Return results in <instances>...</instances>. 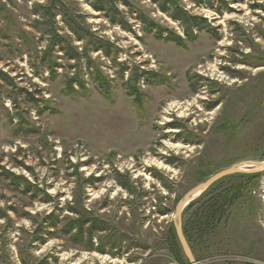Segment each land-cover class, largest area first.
Segmentation results:
<instances>
[{
  "label": "rangeland",
  "instance_id": "rangeland-1",
  "mask_svg": "<svg viewBox=\"0 0 264 264\" xmlns=\"http://www.w3.org/2000/svg\"><path fill=\"white\" fill-rule=\"evenodd\" d=\"M93 1L0 0V71L8 76L0 79V264H187L173 228L178 202L204 176L264 162V0H224L221 13L216 2L210 8L181 0L210 25L186 48L145 33L124 2L114 0L135 34L95 11ZM126 1L183 36L152 0ZM67 13L114 46L111 58L89 52L112 80L109 99L86 76L85 61L56 50L54 73L42 61L49 14L57 34L80 53L88 47L89 39L79 41L68 28ZM118 64L130 69L124 78ZM81 69L88 94L66 95V82ZM135 72L136 98L127 93ZM6 172L20 178L17 185ZM248 181L233 177L219 189ZM212 192L192 202L184 222ZM52 213L107 225L94 241L109 240L106 253L47 226ZM214 226L204 236L188 233L198 264H264V172Z\"/></svg>",
  "mask_w": 264,
  "mask_h": 264
},
{
  "label": "trees",
  "instance_id": "trees-1",
  "mask_svg": "<svg viewBox=\"0 0 264 264\" xmlns=\"http://www.w3.org/2000/svg\"><path fill=\"white\" fill-rule=\"evenodd\" d=\"M191 1H193L198 6L204 5L210 8H214V2H216L219 6L218 11L220 13L223 9L227 8V3L224 0ZM120 2H124V5L129 8V13L131 15L133 14V11L136 10V12L134 13L135 16L132 19L141 24L142 29L145 33L152 34L156 40L163 41L166 43L170 42L173 43L175 46L181 48H186L187 43L195 42L198 39V34L196 32H200L203 29H209L210 27L206 18L190 14L189 11L186 10V8L183 6L181 0H152V2L153 4L157 5L158 10L162 14L167 15L171 20L177 22L180 25L183 31V36H180L173 30L165 28L164 26L155 22L150 17L139 12L126 0H120ZM91 6L95 11L104 13L113 25H118L126 32L134 33V25L129 20H127L125 15L117 8L116 2L114 0H94ZM66 16H68V19L66 18ZM64 17L65 23L67 24L68 28L77 37L79 41L89 39L88 47L86 48V50L84 49V51L80 53L75 47L70 44V42L66 38H64L62 35L57 34L55 32L56 29L54 23L51 21L54 17L51 18L49 14L48 18L51 22V26L48 29L49 31H47L46 34L44 33V36L48 35L49 37L47 41H49L50 39V42L46 49L43 51V63L47 64L51 73L56 72L57 67L60 66V64L56 60L57 58H54L53 55L56 50H60V52L63 54V58L67 59L68 61H74L78 65H81V62L85 61L84 66L87 71L86 76H88L89 80L95 84L97 90L102 93V95L106 99H109L112 95V80L108 78L100 69L99 65L92 60L91 56L89 55V52L92 50L95 52H102L106 57L111 58L114 46L110 42L105 41L104 39L98 36H95V34H93L77 19L70 17L68 13L64 14ZM214 37L216 39L219 38L217 33L214 35ZM113 61L116 63V56L113 57ZM118 66H121L119 74L122 78H124L125 73L129 72L130 69L127 68L126 65L118 64ZM144 74L148 76L152 75L148 72ZM7 78L8 76L0 71V79L7 82ZM140 80L141 76H139L138 72H135V74L132 75L128 81L130 83L127 87V93L134 98H136V96L138 95V89L136 88V85ZM87 83L88 81L83 76V69H81V71H79L76 75H74L66 82V95L71 97H76L80 94L84 96L87 95ZM75 88H77L78 90H76ZM79 90L83 93H79ZM173 126H175V128L177 129H181L179 125ZM6 173L7 176L10 177V179L15 181V185H17L20 178H16L13 174L9 172ZM212 175L210 174L204 176V181H206ZM262 175L263 173H256L250 175L239 174L219 181L206 191V193L213 191L212 193H210V196L203 195L198 200L201 202L200 211H198L197 214L195 213L196 215H189L188 220L184 222V218L187 216L188 212H191L194 208L193 203H191L183 213V231L190 247L193 246L191 245L192 242L191 239H189L188 235L190 230L194 232L193 235L195 236L199 234V237L210 233L209 231H211L212 229L214 230L216 228V226L214 225L219 224L223 220L224 215L226 214L228 209H231L233 207L235 201H237L243 193H246L255 188ZM233 177L237 179L247 178L249 179V181L246 184L240 183L237 187L228 191L219 189L222 184L225 183L226 179H233ZM24 183L26 192H31L29 190L33 187L26 181ZM88 183L92 184V181L89 179ZM118 184L123 189L131 190L129 188V183H125L118 180ZM164 184L167 185V183L165 182ZM69 210L72 214H75L76 216L79 215V212L76 209L70 208ZM161 213L162 215H167L168 213H170V211L164 209L163 211H161ZM45 221L47 226L52 229H56L62 235H66L71 243L82 246L85 250L89 252L96 251L99 253H106L105 246L110 244L109 240L106 242L101 241L99 245H96V243H94L95 236L97 233L106 232L108 230L107 225H105L95 217H89L86 219H74L69 220L67 222L64 219L60 220V216L56 213H52L45 218ZM173 228L175 230V226ZM57 234L58 232L55 231L50 232L51 236H55ZM175 235L178 239L176 230ZM118 243H112V245L115 246ZM192 249L193 248L191 247V250ZM111 250H116V253L120 252L121 246L113 247L111 248ZM187 264H189V261Z\"/></svg>",
  "mask_w": 264,
  "mask_h": 264
},
{
  "label": "water",
  "instance_id": "water-1",
  "mask_svg": "<svg viewBox=\"0 0 264 264\" xmlns=\"http://www.w3.org/2000/svg\"><path fill=\"white\" fill-rule=\"evenodd\" d=\"M245 167H252V170H245ZM264 172V162H257V161H250V162H244L239 165H234L229 168H226L224 170H221L212 176H210L206 181L203 183L198 184L196 187H194L192 190H190L178 203L175 213H174V226L176 230V234L178 237V240L180 242V245L189 261V264H198L197 261H195L193 252L188 244V241L184 235L183 231V213L185 209L200 196L204 192H206L208 189H210L212 186H214L219 181L239 175V174H256V173H263Z\"/></svg>",
  "mask_w": 264,
  "mask_h": 264
}]
</instances>
